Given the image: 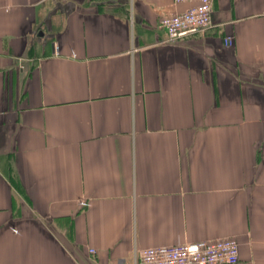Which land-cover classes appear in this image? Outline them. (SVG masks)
Returning <instances> with one entry per match:
<instances>
[{"label":"crops","instance_id":"obj_1","mask_svg":"<svg viewBox=\"0 0 264 264\" xmlns=\"http://www.w3.org/2000/svg\"><path fill=\"white\" fill-rule=\"evenodd\" d=\"M187 8L0 0V264L220 239L264 264V0L166 43Z\"/></svg>","mask_w":264,"mask_h":264},{"label":"built area","instance_id":"obj_2","mask_svg":"<svg viewBox=\"0 0 264 264\" xmlns=\"http://www.w3.org/2000/svg\"><path fill=\"white\" fill-rule=\"evenodd\" d=\"M213 2L174 0L175 4H186L188 8L161 20L160 27L167 35L166 43L174 44L187 36L204 34L211 27ZM224 43L230 45L231 39ZM238 261V243L233 239H220L147 248L139 252L136 264H237Z\"/></svg>","mask_w":264,"mask_h":264}]
</instances>
